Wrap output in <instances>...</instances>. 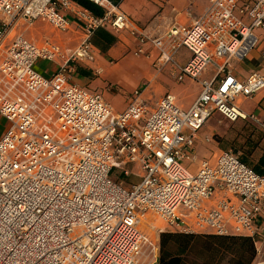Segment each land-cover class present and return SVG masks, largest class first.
Wrapping results in <instances>:
<instances>
[{"label": "built area", "instance_id": "1", "mask_svg": "<svg viewBox=\"0 0 264 264\" xmlns=\"http://www.w3.org/2000/svg\"><path fill=\"white\" fill-rule=\"evenodd\" d=\"M86 1L100 12L78 0H0V116L8 121L0 137V264H138L145 247L157 249L141 229L149 213L165 222L157 234L171 229L257 242L264 173L230 149L191 166L205 122L214 113L246 120L238 100L264 90V0H208L190 24H172L159 37L138 27L122 0ZM67 14L83 33L74 48L24 36L39 19L67 31ZM99 28L127 29L136 54H146L145 45L155 50L157 67L185 48L190 57L175 78L200 82L190 107L171 94L146 102L135 90L114 112L100 91L75 83L68 64L90 56ZM260 39L262 71L239 80L230 60L247 58ZM38 59L57 62L56 70L38 72ZM208 67L212 78L200 80ZM130 175L138 181L126 184Z\"/></svg>", "mask_w": 264, "mask_h": 264}, {"label": "crops", "instance_id": "2", "mask_svg": "<svg viewBox=\"0 0 264 264\" xmlns=\"http://www.w3.org/2000/svg\"><path fill=\"white\" fill-rule=\"evenodd\" d=\"M207 4L208 0H122L120 8L148 36L159 37L172 24H190L204 11ZM67 16L70 20V28L65 31L66 33H70L67 40L76 39L78 44L83 36L82 30L71 15L67 14ZM97 30L106 32L114 40L111 44L107 45L99 36L93 34L91 38L92 46L90 56L77 61H70L68 64L71 69V79L73 81L76 78L78 84L100 91L110 103L114 112H121L125 109L133 100L135 90L141 92L140 97L146 102H155L163 95L171 94L178 106L183 109L190 107L200 92V82L189 78H185L179 82L175 78L176 68L183 65L190 57V53L186 49L179 48L171 56V61L165 63L162 67H157V53L155 50L145 45V51L147 53L136 54V37L127 29L118 33L112 32L109 29L99 28ZM259 33L264 36V31H260ZM261 47L262 39H260L258 46L249 52L247 58L243 60L231 59L228 70L239 80H244L252 72L262 71L260 59ZM41 61L35 66L38 72L49 76L56 70L57 62L48 60ZM113 74H139V80L133 83L130 88L123 89L122 84L118 79L114 78ZM212 76L213 68L208 67L199 79L210 80ZM105 81L117 83L119 85L118 91L110 92L104 89ZM181 84L186 85L181 88ZM176 91H179L183 96H187L183 100L179 99L175 95ZM238 104L250 116L246 120L241 121L250 122L264 131V90L257 92L249 98L239 99ZM7 127L8 121L0 116V137L6 131ZM197 141L195 148H197ZM263 153L264 151L255 157L251 153L241 156L246 157L249 163L248 166L252 168L257 164L258 159ZM193 164L191 166L192 170L196 168L198 162L195 167ZM260 169L264 170L263 167H260ZM260 229L261 237H263L264 221L261 222ZM164 232L182 233L171 229ZM157 236L155 240L157 242V249L155 253L153 252V262L150 264H156L159 254V234Z\"/></svg>", "mask_w": 264, "mask_h": 264}, {"label": "rangeland", "instance_id": "3", "mask_svg": "<svg viewBox=\"0 0 264 264\" xmlns=\"http://www.w3.org/2000/svg\"><path fill=\"white\" fill-rule=\"evenodd\" d=\"M69 34L70 33L68 32L66 33L55 30L48 21L40 19L33 22L24 31V36L33 41L40 42L43 38L45 39V37H47L57 42L63 49L74 48L77 44L75 38V40H67ZM40 62H42L41 59H38L35 66ZM113 76L120 81L123 89L130 88L133 83L139 80V74H113ZM74 82L78 84L76 78ZM181 85V88H183L186 84ZM118 88L119 85L115 82H104V89L107 91L115 92L118 91ZM175 95L182 100L187 96H183L179 91H176ZM205 136H209L210 140L204 141L203 138H205ZM196 147V157L193 162L194 167L197 165V162L199 163L200 160L210 157L212 153L218 152L219 150L230 149L233 152L238 153L239 156L251 153L255 157L264 151V131L250 122L241 120L232 122L225 119L219 113H215L199 131ZM117 173L118 171L113 170L111 177L116 178ZM124 179V182L129 184L138 181L139 178L137 175H130ZM164 227L165 222L156 214L151 213L146 216V219L141 225V229L153 241L158 237L156 228ZM254 244L256 248V256L251 264H264V236L258 239ZM153 255L154 253L148 247H145L138 258V264H150L153 262Z\"/></svg>", "mask_w": 264, "mask_h": 264}, {"label": "trees", "instance_id": "4", "mask_svg": "<svg viewBox=\"0 0 264 264\" xmlns=\"http://www.w3.org/2000/svg\"><path fill=\"white\" fill-rule=\"evenodd\" d=\"M85 7L100 12L97 7L86 1L78 0ZM107 45L114 38L101 30L95 31ZM248 154V153H247ZM246 154V155H247ZM241 162L248 165L245 156ZM264 153L252 169L263 174ZM158 258L156 264H251L256 256V248L251 238L234 235L159 233Z\"/></svg>", "mask_w": 264, "mask_h": 264}]
</instances>
